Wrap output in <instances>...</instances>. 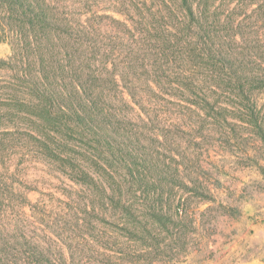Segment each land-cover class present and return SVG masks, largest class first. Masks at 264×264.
<instances>
[{
  "label": "trees",
  "instance_id": "16d2710c",
  "mask_svg": "<svg viewBox=\"0 0 264 264\" xmlns=\"http://www.w3.org/2000/svg\"><path fill=\"white\" fill-rule=\"evenodd\" d=\"M6 1L23 5L20 13L15 10L23 40L12 46L7 70L14 72L17 90L35 98L16 96L24 101L18 103L32 106L24 108L29 118L57 130L55 154L43 149L44 155L56 157L57 170L80 188L69 194L59 219L60 238L65 231L72 244L68 257L64 247L40 245L16 213L14 220L5 218L7 211L14 214L28 202L16 191L14 176L9 180L8 171H0V264H76V255L88 254L91 242L73 241V236L111 244L107 217H94L104 210L117 217L115 224L126 235L143 240L135 242L144 258L139 262L169 252L162 247L168 239L171 251L191 249L193 254L204 250L213 235L222 236L217 233L219 216H210L208 209L199 225L183 196L178 199L186 189L216 203L209 195L213 189L205 191L202 183L190 186L179 166L163 159L157 150L162 131L151 136L147 130V123L163 115L147 108H166V114L178 110L180 120L225 119V111L215 108L229 96L250 113L264 139V118L256 113V96L250 91L264 86V40H246L244 26L229 21L234 14L223 20L224 11L214 10L212 0H151L162 5L157 9L147 1L138 8L140 0H130L131 8L122 7L118 17L92 8L49 7L39 0L27 1V6L23 0ZM243 3L234 11L242 10ZM256 16L264 36V5ZM10 157L0 153V161ZM260 157L264 161V153ZM217 204L216 214L231 208ZM192 236L194 243L189 242Z\"/></svg>",
  "mask_w": 264,
  "mask_h": 264
},
{
  "label": "rangeland",
  "instance_id": "374dc122",
  "mask_svg": "<svg viewBox=\"0 0 264 264\" xmlns=\"http://www.w3.org/2000/svg\"><path fill=\"white\" fill-rule=\"evenodd\" d=\"M27 1L30 0H23L24 6H27ZM39 1H43L46 6L61 7L66 10L78 7L86 10L98 9L116 17H118L117 11L122 7H130V0L126 3L125 0ZM141 1H147L149 7L153 9L162 6L160 3L152 4L151 0H140L136 1L138 8L142 6ZM240 1L244 2L242 10L235 12L234 10L240 8ZM211 3L214 10L224 11L223 20L234 14L235 19L231 17L229 21L233 20L235 25L244 26L241 31L245 33L246 40H264L263 25L260 16H256L264 5V0H212ZM22 8L23 5L0 0V153L11 155L7 161H0V171H8L9 180L12 179V175L14 176L12 183L16 191L23 194L28 202V205L16 210L14 214L7 211L5 218L14 220L16 213L25 221L23 224L27 234L41 239H39L40 245L52 250L64 247L70 257L68 249L72 244L67 240L69 233L64 231V238H60L59 234L62 233L59 230V219L64 213L65 203L70 201L69 194H75L80 187L57 170L56 157L50 154L51 158L44 155L43 149L55 154L53 149L57 140L54 139L58 138L56 136L58 132L48 123L43 121L38 123L36 117L27 116L28 111L24 108L32 106L26 102L25 104L18 102H24L21 100L26 98L33 101L35 98L23 90H17L14 85V72L10 73L7 70L14 54L12 46L23 40L17 34L22 31V23L19 15L16 17L15 11L20 13ZM238 37L240 39V35ZM250 91L256 96V113L264 118V86L255 85ZM16 96L23 98L20 100ZM227 97L222 98L215 108L217 111L223 109L227 117L218 120H214L213 116L203 121L197 118L180 120L179 116H176L178 110L173 109L166 114V108L151 105L147 111L154 113L160 111L163 116L159 121L151 120L147 123V130L151 136L155 131H162L163 134H160L162 146L157 150L166 157V159L163 157L166 163L179 166L180 175L187 184L195 186L202 183L205 191L206 187L213 189L212 194L209 195L216 200V203L208 202L203 196L191 194V191L186 189L180 190L178 199L179 196H183L187 209L192 211L193 217L197 219H200L201 213L208 209L211 210L210 216H219V220L216 221L219 224L217 233L228 237L213 235L205 240V244L208 245L204 244V250L197 253L195 250L193 254L191 249L185 253L182 249L171 251L168 249V239L166 243H162V247L169 252L162 253L156 260L139 262L142 254L136 252L139 247L135 242L139 243L143 240L126 235L123 229L115 224L117 217L105 214L104 210L99 212L100 217L96 215L94 217L98 219L102 216L107 217V222L112 226V228L106 227L111 244L102 238H97L98 244H96V238L94 240L93 237L83 238L84 236L80 235L74 238L73 236V241L75 239L83 243L87 240L91 242V245H86L90 252L83 255V258L82 255H76L73 263L264 264V161L260 157L264 153V139L251 120L250 113H246L240 102L235 99L229 100V96ZM183 106L187 107L182 104V109ZM137 112L140 110L137 109L136 114ZM136 118L140 120L139 117ZM172 128L176 132L172 131ZM42 143H48L49 149L44 148L45 144ZM217 202H222L226 207L231 205V208L221 209L216 214ZM195 239L196 237L192 236L189 242L194 243ZM123 242L128 244L123 245ZM126 249L129 250L125 252ZM183 253L189 256L183 258ZM101 258L105 261L103 262Z\"/></svg>",
  "mask_w": 264,
  "mask_h": 264
}]
</instances>
